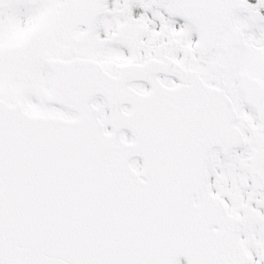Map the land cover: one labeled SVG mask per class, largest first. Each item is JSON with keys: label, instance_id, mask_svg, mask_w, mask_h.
Here are the masks:
<instances>
[{"label": "snow or ice", "instance_id": "obj_1", "mask_svg": "<svg viewBox=\"0 0 264 264\" xmlns=\"http://www.w3.org/2000/svg\"><path fill=\"white\" fill-rule=\"evenodd\" d=\"M0 264H264V0H0Z\"/></svg>", "mask_w": 264, "mask_h": 264}]
</instances>
